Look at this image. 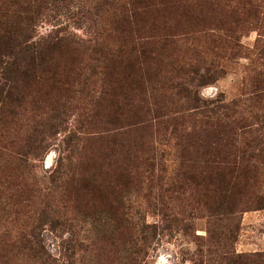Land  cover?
Returning a JSON list of instances; mask_svg holds the SVG:
<instances>
[{
    "label": "rangeland",
    "instance_id": "rangeland-1",
    "mask_svg": "<svg viewBox=\"0 0 264 264\" xmlns=\"http://www.w3.org/2000/svg\"><path fill=\"white\" fill-rule=\"evenodd\" d=\"M38 3L31 40L76 43L0 74V264H264V0H17L18 30Z\"/></svg>",
    "mask_w": 264,
    "mask_h": 264
},
{
    "label": "trees",
    "instance_id": "trees-1",
    "mask_svg": "<svg viewBox=\"0 0 264 264\" xmlns=\"http://www.w3.org/2000/svg\"><path fill=\"white\" fill-rule=\"evenodd\" d=\"M1 1V4L3 5H1L0 8V74L3 75V78H5L4 72L7 67V70L20 68V63L18 62V56L20 55L22 58L26 59V56H28V58L32 59L33 55L37 53L41 57L46 56V58L53 59L54 52L62 51L69 47L72 48V44L74 48L76 43L75 40L69 36L67 30L63 27L51 30L45 38L38 42L31 40V36L28 35V32L31 30L33 20L37 18L41 7L40 3L36 4L33 9L29 7L24 9V11L26 10L28 13L18 22H24V26L18 30L17 27L19 25L16 24V21L13 18L19 16L12 13V6L16 4L17 0ZM154 38L155 37H148L145 42L139 45L140 54H142L144 58H153L156 52L162 51L165 46L173 44V40H170L167 36L159 37L157 39ZM83 42L85 41H79L80 44H83ZM3 56L11 57L12 59H7L5 62ZM51 62L53 64L54 61L52 60ZM203 79L202 76H199L196 85L201 84V82L203 84ZM183 80L184 81L177 82L174 86L177 93L181 94L185 100L191 103L193 108L199 107L198 101L188 85L191 84L194 79L190 77ZM48 261V264H70L68 260H64L63 258L56 259L55 257L50 256L48 257Z\"/></svg>",
    "mask_w": 264,
    "mask_h": 264
}]
</instances>
